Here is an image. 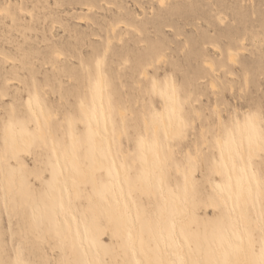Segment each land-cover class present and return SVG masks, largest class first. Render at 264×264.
Returning <instances> with one entry per match:
<instances>
[{"label": "rangeland", "instance_id": "1", "mask_svg": "<svg viewBox=\"0 0 264 264\" xmlns=\"http://www.w3.org/2000/svg\"><path fill=\"white\" fill-rule=\"evenodd\" d=\"M90 4L95 7L89 11ZM0 8L11 13H0V92L7 93L5 97L0 93V145L5 129L17 120L25 133L34 134L30 121L35 119L31 108L38 105L36 87L51 113L50 124L45 120L47 141L35 137L30 151L21 156L22 164L17 160L6 164L9 173L17 172L25 189L10 202V216L0 192V264H19L18 260L21 264H75L80 260L87 264V256L74 254L68 245L61 246L57 213L48 197L59 171L52 143L59 154L69 150L73 157L78 156L79 163L70 161L78 173L84 167H93L92 131L82 105L91 115L100 105L99 67L107 75L109 88L104 101L111 107L108 117L117 163L119 168L128 167L126 190L136 208L134 218L146 247L156 251L161 229L168 234L171 231L173 209L160 227L161 172L167 191L182 197L187 205L184 175L178 170L187 162L195 168L190 193L195 221L190 231L200 232L212 243L228 233L237 236L236 216L217 192L221 189L230 195L227 176L215 169L222 166L218 139L228 144L232 135L238 136L237 120L245 118L263 140L264 0H168L164 5L159 0H0ZM119 21L134 24L141 34L129 26H119ZM115 24V31L123 39L119 42L113 38L106 50L107 37L113 36L110 33ZM58 52L64 54L60 59ZM231 52L237 53L234 62L229 60ZM160 55L162 60L156 62ZM205 60L214 64V71L204 64ZM210 80L215 82V89L210 87ZM162 95L177 99L184 133L181 140L168 142L159 130L165 160L162 165L155 163L150 181L141 146L148 136L149 149L156 147L153 128ZM71 117L76 120L77 150L71 141ZM50 130L56 135L53 141ZM102 153L107 163L94 173L97 189L93 176L87 184L79 185L81 195L74 209L80 218L84 214L93 218L89 208L92 197L112 194L114 181L119 187L117 167L106 149ZM257 153L252 174L264 187V151ZM142 181L145 191L136 187L132 190V183L140 187ZM257 196L255 203L248 198L247 214L252 222L242 227L253 238V252L259 257L264 255L263 231L251 227L259 218L256 207L263 221L264 200ZM211 199L216 207L208 206ZM100 222L108 229L95 242L100 241L107 264H123V258L126 264H136L126 234L114 236L106 220L100 218ZM114 222L120 223L118 218ZM123 250L125 256H121Z\"/></svg>", "mask_w": 264, "mask_h": 264}, {"label": "bare ground", "instance_id": "2", "mask_svg": "<svg viewBox=\"0 0 264 264\" xmlns=\"http://www.w3.org/2000/svg\"><path fill=\"white\" fill-rule=\"evenodd\" d=\"M167 1L168 0H159V3L164 5ZM105 2L107 3V1ZM94 7L95 5L90 4L87 6V9L90 11ZM3 11L9 13L5 8H0V13ZM9 14L11 15V13ZM10 18L12 21H15L13 16ZM119 23V26H129L130 29H136L138 34L142 32L138 27H135L134 24H129L124 21H119ZM118 24H115L114 28H112L110 34L113 36L110 37V35H108L107 37L106 50H108L112 44L113 38L117 37L119 42L123 39V37L115 31ZM62 55L64 56L61 52L57 53L59 59ZM236 55V52H231L229 60L231 59L230 61L234 62V57ZM161 56L162 55L156 58V62L162 60ZM7 58L9 59L10 57ZM204 64L211 71L215 70L214 64L211 61L205 60ZM147 66H151V63H148ZM210 87L212 89L216 88V84L213 80H210ZM108 88L107 75L103 68L99 67L98 90L100 105L95 106V111L92 115L88 112L87 108L82 105V110L90 121L92 131V151L90 153L93 163L92 169L84 167L83 172L78 173L70 165L71 160H76L79 163L78 156L73 157L69 150L66 151L64 155H61L59 154L56 144L52 143L56 150L59 171L56 174L55 184L48 199L53 204L52 206L57 213V233L61 246L65 248V246L68 245L71 252L74 254L82 253L84 256H87V264H107L104 258L105 252L99 244L100 241L95 242L98 237L102 236L104 230L107 228L100 222V218H103L109 224L110 232L114 236H119L120 232L126 234L128 245L134 253L136 264H264V255L257 257L254 254V240L246 229L242 227V224L247 225L252 222L247 214L248 198L252 199L255 203L258 198L257 195L260 194V197L264 200V187L262 186V182L257 175L252 174L253 160L258 157L257 152L264 151V128L260 131L263 134V140H261L256 131L252 130V124H248L245 118L243 120L239 119L237 120L238 136L232 135L228 144H224L221 137L218 139V151L219 157L222 160V166L217 165L215 169L218 174H225L227 176L230 195H227L228 193L221 189H218L217 192L226 203V206L230 208L232 213L236 216L238 223V228L236 230L237 236L228 233L226 238L219 241L214 240V243H212L208 239L204 240L200 232L190 231L195 221V208L192 204V198L190 197L194 184L193 172L195 168L190 162H187L184 166L178 168V170L181 169L184 175L183 186L186 191L187 205H185L182 197L170 194L167 191V184L164 180L165 175L161 172L160 192L163 199V207L160 212V227L164 226L165 217L168 212L173 209L170 214L171 224L169 225L171 231L168 234L165 229L162 228L160 238L157 239L156 251L149 250L141 238L142 234L139 224L134 218L136 208L134 207L132 199L127 194L125 180L128 174V167L119 168L117 163V156L112 139L114 131L108 117L111 112V107L104 101V95L108 91ZM173 88L175 93V86ZM37 89L38 87L35 88V97L38 105H33L31 108L35 119L30 121V124L34 127V134L25 133L22 130L23 128L19 127L22 123L17 120L11 128L5 129V139L0 145V192L8 216H10V208L12 207L10 202L20 189L24 190L25 188L20 186L21 178L17 172L9 173L6 164L10 160H17L22 164L21 156H23V153H28L30 151L35 137L43 139L44 142L47 141L45 138V120L46 124H50L51 113L46 110L47 100L43 99V96ZM0 93L3 97L7 94L4 91ZM160 103L161 107L158 110V118L155 120L153 128V134L157 142L156 147L154 150L149 149L147 142L148 136L141 146V153L144 156L143 165L148 173L150 181L155 163H157V165H162L165 160L159 145V130H163L168 142L175 139L181 140L184 133V122L178 116L180 105L177 99H169L162 95ZM215 109L219 110L217 105H215ZM120 112L121 114L123 113L122 109ZM218 117V121L221 124L222 115L220 112H218ZM80 121L82 122V119H80ZM122 122L123 124L125 123L124 116H122ZM75 125L76 120L74 117H71V141L74 150H77L79 148V143L77 141ZM149 130L150 128L146 124L147 135H149ZM50 134L52 136V141L56 139V135H54L52 130H50ZM103 149H106L109 157L112 158L117 167L116 180L119 181V187H116L114 181L112 194L105 192L103 195H100V197H92L93 204L90 205L89 208L93 212V218L91 219L85 214L83 218H80L77 211L74 209V202H76L81 195L79 185L87 184L89 176H93L92 183L94 188L97 189L94 173L98 170H102L107 163L102 153ZM125 157L126 155H124V159ZM194 158L195 157L190 154V159L193 160ZM237 177H239L238 180ZM131 187L132 190H135L136 187L137 190L141 192L146 189L143 181L140 187L135 183H132ZM150 188L152 189L151 184ZM236 192H239L238 197H235ZM216 204L217 203L211 199L208 206L216 207ZM262 209L264 210V204L262 205ZM255 212L258 214L257 216L259 218L257 221H253L254 225L251 227H253V229L260 228L263 231L264 237V214L262 221L258 207H256ZM116 218L119 219V224L114 222ZM182 228L185 229V231H183ZM155 254L157 255V259L153 258ZM121 256H125L124 250ZM18 262L21 264L20 260H18ZM123 262V264H126L125 258H123ZM75 264H83V262L80 260L76 261Z\"/></svg>", "mask_w": 264, "mask_h": 264}]
</instances>
